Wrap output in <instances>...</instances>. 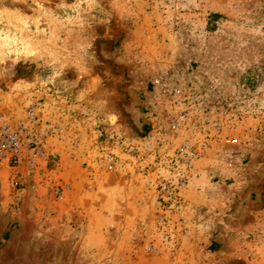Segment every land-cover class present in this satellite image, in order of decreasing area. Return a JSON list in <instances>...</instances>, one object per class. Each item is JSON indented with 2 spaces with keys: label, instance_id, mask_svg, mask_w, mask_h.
Returning <instances> with one entry per match:
<instances>
[{
  "label": "rangeland",
  "instance_id": "rangeland-1",
  "mask_svg": "<svg viewBox=\"0 0 264 264\" xmlns=\"http://www.w3.org/2000/svg\"><path fill=\"white\" fill-rule=\"evenodd\" d=\"M0 264H264V0H0Z\"/></svg>",
  "mask_w": 264,
  "mask_h": 264
},
{
  "label": "built area",
  "instance_id": "built-area-1",
  "mask_svg": "<svg viewBox=\"0 0 264 264\" xmlns=\"http://www.w3.org/2000/svg\"><path fill=\"white\" fill-rule=\"evenodd\" d=\"M9 141V144H10V146L12 147H14L15 149H17L18 148V141H16V140H8Z\"/></svg>",
  "mask_w": 264,
  "mask_h": 264
},
{
  "label": "bare ground",
  "instance_id": "bare-ground-1",
  "mask_svg": "<svg viewBox=\"0 0 264 264\" xmlns=\"http://www.w3.org/2000/svg\"><path fill=\"white\" fill-rule=\"evenodd\" d=\"M114 121H115V118H112V119H111V122H114Z\"/></svg>",
  "mask_w": 264,
  "mask_h": 264
}]
</instances>
